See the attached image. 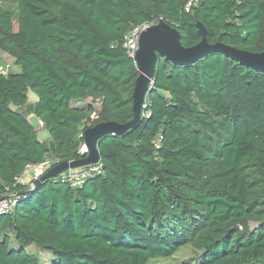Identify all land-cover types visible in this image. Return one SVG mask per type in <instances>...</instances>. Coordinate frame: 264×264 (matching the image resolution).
<instances>
[{
	"label": "trees",
	"instance_id": "obj_1",
	"mask_svg": "<svg viewBox=\"0 0 264 264\" xmlns=\"http://www.w3.org/2000/svg\"><path fill=\"white\" fill-rule=\"evenodd\" d=\"M15 2L0 6V50L20 68L0 73V198L18 199L0 213V264H162L186 244L197 256L182 264H264V70L221 52L158 56L139 119L97 138L100 172L80 186L14 185L28 164L78 159L87 127L134 118V26L261 52L264 0Z\"/></svg>",
	"mask_w": 264,
	"mask_h": 264
},
{
	"label": "water",
	"instance_id": "obj_2",
	"mask_svg": "<svg viewBox=\"0 0 264 264\" xmlns=\"http://www.w3.org/2000/svg\"><path fill=\"white\" fill-rule=\"evenodd\" d=\"M200 32L202 34V40L196 46L184 47L180 41L181 35L179 31L168 23L160 21L158 25H151L142 31L138 39V49L134 58L135 61L139 58L137 64L139 74L133 90L134 118L123 124L114 121H105L87 127L82 137L83 142L89 147L80 155L79 159L64 161L53 166L41 176V180L35 187H28L20 191L19 194L33 191L44 178L54 176L57 172L65 168L95 162L99 159L96 142L100 135L121 133L133 126L139 119L148 81L152 78L158 56L177 64H185L192 63L208 54L221 52L245 66L264 70V50L261 52H250L219 42L210 44L206 41L203 27L200 28Z\"/></svg>",
	"mask_w": 264,
	"mask_h": 264
},
{
	"label": "built area",
	"instance_id": "obj_3",
	"mask_svg": "<svg viewBox=\"0 0 264 264\" xmlns=\"http://www.w3.org/2000/svg\"><path fill=\"white\" fill-rule=\"evenodd\" d=\"M188 4H191L190 2ZM151 23H143L138 26H134L130 32L125 36L124 46L128 50V54L135 58L138 49V39L142 31L151 26ZM26 119L30 121V117L26 116ZM37 124L39 127L44 126L43 120L37 118ZM85 143L82 141L79 154L81 155L85 150ZM80 158V157H79ZM78 158V159H79ZM52 167L48 165V160L44 163H32L26 165L24 170L15 176L14 185L21 184L28 187H35L41 180V176L48 172ZM101 162L96 160L95 162L87 163L76 167H68L57 172L53 177H57L61 182H67L70 186H80L85 179L100 172ZM6 196L0 199V213H6L14 208L18 199L15 197L16 193L10 191V187L6 186Z\"/></svg>",
	"mask_w": 264,
	"mask_h": 264
},
{
	"label": "rangeland",
	"instance_id": "obj_4",
	"mask_svg": "<svg viewBox=\"0 0 264 264\" xmlns=\"http://www.w3.org/2000/svg\"><path fill=\"white\" fill-rule=\"evenodd\" d=\"M0 6L3 7L4 9L11 10L14 12H16V10H17L15 0H0ZM159 23H160V21H157V22L151 23V24L152 25H158ZM138 61H139V58H137V60H136L137 64H138ZM18 71H20V68L18 65L15 64L14 58L11 57L10 55H8L6 52L0 50V73L1 74H7L8 72H18ZM149 82L150 81H148V84H149ZM35 98H36L35 94L30 92L27 105H30L31 100L33 101V100H35ZM90 102H92V101L89 98L85 101H82L81 103L87 104ZM27 105L22 107V111L25 113V116H29L31 118L32 124L37 129L38 138L40 140H46L49 137L48 132L43 127L38 126L36 118L33 115L31 116V113H29L26 110ZM94 105L98 106V103L94 102ZM48 165L49 166L51 165L50 167H53L51 159H48ZM250 225H251V227H254L256 225V223L251 222ZM31 248H29L30 251H31ZM196 256H197V251L194 250V248L191 245L186 244V245L179 247V249L171 257H169L167 259L160 260L159 262L162 264H182L183 261L195 259Z\"/></svg>",
	"mask_w": 264,
	"mask_h": 264
},
{
	"label": "bare ground",
	"instance_id": "obj_5",
	"mask_svg": "<svg viewBox=\"0 0 264 264\" xmlns=\"http://www.w3.org/2000/svg\"><path fill=\"white\" fill-rule=\"evenodd\" d=\"M88 147H89V146H88L87 144L84 145V148H85V149H88Z\"/></svg>",
	"mask_w": 264,
	"mask_h": 264
},
{
	"label": "crops",
	"instance_id": "obj_6",
	"mask_svg": "<svg viewBox=\"0 0 264 264\" xmlns=\"http://www.w3.org/2000/svg\"><path fill=\"white\" fill-rule=\"evenodd\" d=\"M36 99V98H35ZM32 101V100H31ZM34 101V100H33Z\"/></svg>",
	"mask_w": 264,
	"mask_h": 264
}]
</instances>
